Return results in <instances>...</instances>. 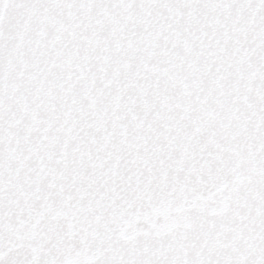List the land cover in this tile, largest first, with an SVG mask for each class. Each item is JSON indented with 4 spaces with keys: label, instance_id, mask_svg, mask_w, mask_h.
I'll list each match as a JSON object with an SVG mask.
<instances>
[{
    "label": "snow or ice",
    "instance_id": "6c2138e0",
    "mask_svg": "<svg viewBox=\"0 0 264 264\" xmlns=\"http://www.w3.org/2000/svg\"><path fill=\"white\" fill-rule=\"evenodd\" d=\"M0 264H264V0H0Z\"/></svg>",
    "mask_w": 264,
    "mask_h": 264
}]
</instances>
